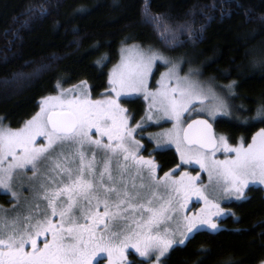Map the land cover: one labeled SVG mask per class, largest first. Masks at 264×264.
Instances as JSON below:
<instances>
[{"label": "snow or ice", "instance_id": "obj_1", "mask_svg": "<svg viewBox=\"0 0 264 264\" xmlns=\"http://www.w3.org/2000/svg\"><path fill=\"white\" fill-rule=\"evenodd\" d=\"M149 20L166 46H179L184 32L195 37L190 26L171 29L163 16ZM122 51L135 54L122 57L112 71L111 92L103 99H92L82 81L59 96L44 97L40 111L22 128L0 124V189L17 200L14 177L31 171L27 179L33 182L28 189L33 201L27 212L9 219L4 210L0 216V264H105V260L106 264H132L129 249L138 254L140 264H165L170 250L185 245L190 234L220 230L213 220L223 215L216 193L246 200L250 185H264V128L250 143L241 138L233 145L228 137L216 136L206 119H193L183 127L187 112L207 111L215 120L231 115L230 105L190 75L179 76V65L161 52L138 51L137 46ZM157 61L170 67L155 91H149L148 80ZM254 63L264 66V55ZM193 72L198 70L190 69ZM223 87L228 96L236 95L235 81ZM140 92L150 99L149 113L158 114L157 122L174 121L172 130L149 137L156 141L154 151H164L166 143H174L181 162L177 168L198 164L208 173L207 185L198 184L199 177L187 172L175 178V169L161 178L151 154L147 159L141 154L144 146L135 134L143 131L144 124L130 126L127 109L119 103L121 96ZM209 99L215 103L206 105ZM146 119L151 121L153 116ZM252 120L264 123V98L255 115L242 123ZM37 137L46 143L37 146ZM217 151L226 158L214 159ZM193 197L204 206L188 215Z\"/></svg>", "mask_w": 264, "mask_h": 264}, {"label": "trees", "instance_id": "obj_2", "mask_svg": "<svg viewBox=\"0 0 264 264\" xmlns=\"http://www.w3.org/2000/svg\"><path fill=\"white\" fill-rule=\"evenodd\" d=\"M150 16H163L173 30L190 26L195 37L184 32L179 46H166ZM130 44L182 61L226 98L231 115L215 121V134L248 143L264 128L255 120L242 123L264 98V66L254 63L264 55V0H0V124L19 127L58 86L84 81L91 97L100 98L120 49ZM233 81L236 95L228 96L223 86ZM122 105L143 117L139 99ZM171 153H159L163 170L178 162ZM246 196L224 205L230 214L219 220L218 232L190 234L165 264L263 263L264 191L251 187Z\"/></svg>", "mask_w": 264, "mask_h": 264}, {"label": "rangeland", "instance_id": "obj_3", "mask_svg": "<svg viewBox=\"0 0 264 264\" xmlns=\"http://www.w3.org/2000/svg\"><path fill=\"white\" fill-rule=\"evenodd\" d=\"M133 46H137V50L138 51H143V52H147L148 51L147 49H144V48L140 47L137 44H130V45H127V46H123L120 49V51H119V55H118L117 62L111 67V69H110V71L108 73V89L105 92H103L101 94V97L98 98V99H103L107 94H109L111 92V86L109 84L110 75H111L112 71L114 69H116L118 65L121 64L122 57L128 56L130 54H132V55L135 54V52L129 53V52H123L122 51L123 49L132 48ZM167 58L169 60H171L173 63H176V64L179 65V70H178L179 76L184 77V76H189L190 75V78L198 81L205 88L211 87L217 93V95L223 96L219 91H216L211 85L202 82L199 79V77L197 76L196 72H193V73L190 74V69H193L194 70V68H191L188 65L185 66V64L182 61L176 62L175 60H173V59H171L169 57H167ZM169 67H170V65L162 64L160 61H157L156 62V66L153 68V75L151 77H149V80H148L149 91H155V89L158 87L157 82L160 80L161 75L163 73L167 72ZM182 69L183 70L185 69V71H184L185 73L182 72ZM80 84H77V85L72 86L70 88H62L61 86H58L57 87V90H56V93H54L52 95H49V96H59L61 94V92H67L70 89L76 88ZM111 95L113 97L115 96L114 93H111ZM134 99H139L140 102L142 103L143 117L141 118L140 123L143 122L144 125L149 124L150 126L154 127L157 130V132H156L157 134L165 133V132H168L169 130H172L173 129L174 121H171V120H159L157 122V115L158 114L155 113L154 110L151 113H149V103H150V99H145V96H144V94L142 92H140V93H131V94H128L126 96H121L119 103H120L121 107L125 108L122 105V101H124V100H134ZM94 100H96V99H94ZM40 101H39V105H40ZM212 103H215V101H212L211 99H209L208 101L205 102L206 105H211ZM39 105H38V110L35 112V114L40 111ZM196 107L197 108H200L201 107V105L199 104V102L196 103ZM149 114H151L153 116V120H151V121H149V120L146 119L147 115H149ZM198 117L204 118V119L208 120L211 124H214L215 121L219 117H221V116H217L216 119L213 120L209 116V114H208L207 111H201V112H198V113L195 112V111H190V112L185 113L184 116L182 117L183 127H185V125L190 120L195 119V118H198ZM25 122L22 125H20L19 127H17V128H11V129L18 130V129H20V128H22L24 126ZM129 124H130V121H129ZM130 126L135 127V124H133V125L130 124ZM4 127H6V126H4ZM216 136H220V134H216ZM94 138H96V137H94ZM250 142H251V140L248 143H250ZM41 143H46V140L43 137H37V140H36L37 146H39ZM236 144H233V145H236ZM245 144H247V143H245ZM169 148H171L172 150H174V152L177 154L178 160H179V164H180L181 163L180 162V157H179V153L176 151V145L174 143H166L165 144V149H169ZM57 151H59V149H57ZM65 151L67 152L68 149L66 148ZM232 155H234V154H232ZM225 158H226L225 157V154L222 151H217L216 154H215V157H214V159H217V160H224ZM9 160H10V158H9ZM7 162L8 161L5 162V166L7 165ZM192 169H194L195 171L194 172L190 171ZM178 171L179 172H178L177 176H180L179 174L184 173V172H187V173L191 174L193 177L198 176L199 177L198 184H200V185H207L209 183L208 173L206 171H203L200 168V166L198 164H195L194 162L191 163V164L181 165V167L179 168ZM31 175H32L31 171H28L27 172V176L16 175L14 177V179L12 181V189L18 193V199L17 200H13V198L11 197V193L5 194V190L0 189V195L1 196L3 195V196H5L7 198V200L9 201L8 204H12V206L11 207L9 206L8 208H6V207H4V206L1 205V207H0V216H3L5 214L4 210H7V216H8L9 219L15 217L17 215V213L24 214V213L27 212V205L30 202L33 201V193L28 190L33 182L32 181H29L27 179V177H31ZM251 187L260 188V189H262L264 191V185H259V184L250 185L249 188H251ZM248 189H246L245 191L247 192ZM215 199L220 204V207L223 210V215L220 216L221 218L222 217H225V216H227V215L230 214L229 211L224 207L225 204L236 203V202L243 201V200H236L234 197L228 198L226 196L221 195L220 193H216L215 194ZM201 202L203 203V201H201ZM42 206H43V204H42ZM218 220H220V219H218ZM173 227H175V224H173ZM176 246H178V245H176ZM261 264H264V262L261 263Z\"/></svg>", "mask_w": 264, "mask_h": 264}, {"label": "flooded vegetation", "instance_id": "obj_4", "mask_svg": "<svg viewBox=\"0 0 264 264\" xmlns=\"http://www.w3.org/2000/svg\"><path fill=\"white\" fill-rule=\"evenodd\" d=\"M126 115L129 116V121H130L131 125L136 124V123H140V121H141V119H138L137 115H135L133 112H129L128 109H127V114ZM156 132H157V130L154 127L150 126L149 124L144 125L143 131L138 129V131L136 132L137 134L135 135V138L140 140L141 144L144 146V148L141 150V154L146 159L149 158V154H151V158L159 166L158 172H157V175L159 177L162 178L164 176L165 172H172V170L175 169L176 170L175 171V177L179 178V176H177V174L179 172L178 170L180 168V167L177 168V165L179 164L178 156L174 152V150H172L171 148H169V150L172 151L173 154L172 153L171 154L175 156V158L178 160V162H177V164L175 166H169L167 169H164V170L162 169L161 164H160V160H159V153H161L162 151H159V150L154 151V149L156 148V141H155V139H149L150 136L156 137L157 136ZM190 171L194 172L195 170L192 169ZM189 175L192 176L191 174H189ZM1 197H4V196L0 195V198ZM8 203H9V201L6 198L4 203L0 202V207H1V205L5 206L7 208L9 206L11 207L12 204H8ZM203 206H204V204L201 201H197L196 198L193 197L192 200L190 201V203L188 204V208L186 209V212H187L188 215H192L193 213H198L200 208H202ZM218 219H221V217H213V220L216 221L217 224L219 222ZM128 260L131 261L132 264H136V262L137 263L140 262V258L138 256V254H136L133 249H129ZM105 264H106V260H105Z\"/></svg>", "mask_w": 264, "mask_h": 264}, {"label": "water", "instance_id": "obj_5", "mask_svg": "<svg viewBox=\"0 0 264 264\" xmlns=\"http://www.w3.org/2000/svg\"><path fill=\"white\" fill-rule=\"evenodd\" d=\"M195 119H204V118L198 117V118H195ZM192 120H193V119H192ZM192 120H190L188 123H191ZM188 123H187V124H188ZM209 123H210V122H209ZM187 124L185 125V127H187ZM212 127H213V125H212ZM213 131H214V133H215L214 127H213Z\"/></svg>", "mask_w": 264, "mask_h": 264}, {"label": "bare ground", "instance_id": "obj_6", "mask_svg": "<svg viewBox=\"0 0 264 264\" xmlns=\"http://www.w3.org/2000/svg\"><path fill=\"white\" fill-rule=\"evenodd\" d=\"M256 15V14H255Z\"/></svg>", "mask_w": 264, "mask_h": 264}]
</instances>
